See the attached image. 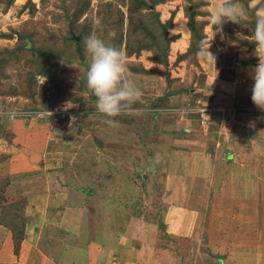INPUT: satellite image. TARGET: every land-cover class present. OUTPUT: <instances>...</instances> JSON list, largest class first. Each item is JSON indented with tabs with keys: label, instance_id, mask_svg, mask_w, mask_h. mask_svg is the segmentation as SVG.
Listing matches in <instances>:
<instances>
[{
	"label": "rangeland",
	"instance_id": "1",
	"mask_svg": "<svg viewBox=\"0 0 264 264\" xmlns=\"http://www.w3.org/2000/svg\"><path fill=\"white\" fill-rule=\"evenodd\" d=\"M83 1L89 5L75 20ZM232 2L240 13L219 28L211 23L213 0H165L154 8L162 21L179 10L168 35L179 34L181 47L194 9L198 48L211 45L216 57L203 59L198 50L178 63L181 47L168 49V82L143 70L163 69L152 55L160 58L164 47L138 53L125 46L150 39L130 33L129 0H0V264H18L35 234L45 238L44 247L38 243L44 257L64 263L264 264V110L243 85L253 83L258 63L255 11L264 0ZM139 9L140 23L163 46L155 16ZM93 33L123 51L125 79L142 94L133 105L140 110L111 118L115 127L87 87L84 38ZM45 63L50 79L38 74ZM232 75L226 85L238 83L235 94L212 83ZM190 89L193 101L173 97ZM211 105L250 108L212 118L192 109ZM49 108L57 113L31 112Z\"/></svg>",
	"mask_w": 264,
	"mask_h": 264
},
{
	"label": "clouds",
	"instance_id": "2",
	"mask_svg": "<svg viewBox=\"0 0 264 264\" xmlns=\"http://www.w3.org/2000/svg\"><path fill=\"white\" fill-rule=\"evenodd\" d=\"M239 13V6L232 0H213L211 23L219 28L226 22H235ZM255 17L253 39L256 42L254 54L258 63L251 70V100L264 110V7L255 11ZM84 46L90 57L87 87L96 98V111L109 118L105 121L108 125L118 126L119 122L111 118L135 111L133 105L140 100L141 91L125 79L126 58L123 51L105 44L94 33L84 38ZM210 47L201 48L197 55L215 62L216 57L209 50Z\"/></svg>",
	"mask_w": 264,
	"mask_h": 264
},
{
	"label": "trees",
	"instance_id": "3",
	"mask_svg": "<svg viewBox=\"0 0 264 264\" xmlns=\"http://www.w3.org/2000/svg\"><path fill=\"white\" fill-rule=\"evenodd\" d=\"M129 1H130V4H129L128 9H127L129 12L128 17H129V21H130L131 25L135 26V28L132 31H130V33L131 34L134 32L136 33L137 32L136 30H139L140 32H143V34H145V36H148L150 39L147 42H143V41L138 42L137 41V43L134 45L127 43V45L125 44L126 48L130 50L131 48H133V46H136V50L138 51V53H141V51L144 49H147V50L148 49L149 50L154 49L156 51L157 48L160 50V47H164V49L162 48V51L159 53L160 58H158V56H156V55H152L153 60H160L161 61V65H162L163 69H156L157 67H153V69H144L143 68V70H145L146 72H150V73H157L160 75H164L165 77H167L166 78L167 81L170 82L168 80V78L171 79L172 76L170 74L171 71L169 73V69L170 68L173 69V68L171 67V64H169L170 63L169 62V55L167 52H168V49L169 50L170 49L171 50L176 49V48L179 49L181 46H176V42L178 41L180 35L177 34V35L169 36L168 30H169V28L174 26V20L176 18V15H174V13L179 14V10L170 12L169 16L168 17L166 16V19L162 21L161 20V14L162 13L159 15V11H156L154 8L158 5L164 4L165 0H129ZM88 5H89L88 2H86V1H83L79 4L78 8L75 9V11H74V13H75L74 16L76 17L75 20L87 9ZM140 7L147 8L149 10V12L153 13V15L155 16L159 28H161V36L164 39L163 40L164 41L163 46H160L157 43L158 36H156V33H152L151 31H149V29L146 25H145L146 26L145 27L144 25H142L140 23V21H144V19H141V18H143V16L140 13L141 12L139 9ZM188 9L189 10H188L187 21L185 23V34L184 35H185V38L187 36L186 39H187L189 44L185 43V40H184V43H183L182 47L180 48V50H185V51L184 52L180 51V50L178 51V55H177L178 63H179V61L185 60L187 56L192 55L193 53L195 54L199 50L198 47L200 46V43H201L202 37H203V35L201 34L202 26L200 24H198V22L195 19L196 11L194 9L193 10H191L190 8H188ZM136 13L138 16L134 17V15ZM133 18L137 19L138 21L134 22ZM80 34L82 37V32ZM7 37L10 38L11 35H9ZM190 38H191V40H190ZM74 42L77 45V47L80 48V40L79 41L75 40ZM184 44L185 45L187 44V45L185 46ZM30 48H33V46ZM131 50H130V52H131ZM157 52H158V50H157ZM47 57H48L47 61H49L50 56L47 55ZM45 64L46 65L42 64L41 67L38 68V74L47 76L50 79V77H52L53 74L49 71L50 69L46 70V67H48V64L47 63H45ZM172 71H174V70H172ZM165 96H166V93H165ZM34 110H36V109H34ZM9 229H11V227H9ZM14 245H15L14 249L17 250L19 243L15 241Z\"/></svg>",
	"mask_w": 264,
	"mask_h": 264
},
{
	"label": "crops",
	"instance_id": "4",
	"mask_svg": "<svg viewBox=\"0 0 264 264\" xmlns=\"http://www.w3.org/2000/svg\"><path fill=\"white\" fill-rule=\"evenodd\" d=\"M235 70H236V67H235ZM240 70H242L243 71V69H240ZM235 74L237 75V71H235ZM240 75V74H239ZM239 75H237V76H239ZM250 76H251V74L249 75V78H250ZM208 77H209V75H208ZM207 77V78H208ZM235 76H231V77H228V78H222V79H220V78H217V80L215 79V77H214V80L216 81V82H212L213 83V85L214 86H220L221 88H223V86H228V88H231L230 90H231V93H237V90H236V88H237V86H236V84H238V83H235L234 82V84H227L226 85V83H228V82H233V78H234ZM252 84L253 83H249V84H244L243 83V85L245 86V90H248V87L250 88L251 86H252ZM243 92H244V89H243ZM243 92H238L239 94H243ZM188 93L189 94H187V95H185V94H183V92H178L177 94H174L173 95V97L175 96H177V95H179V99L181 100V98H185V100L186 101H182L181 100V102H183V104H186L187 102H189V101H193V96L190 94L191 93V89L188 91ZM247 93H250V91H247ZM182 94H183V96H182ZM193 97V98H192ZM226 97V96H225ZM186 98H188V99H186ZM243 98H244V100H245V97L243 96ZM178 99V100H179ZM245 102V101H244ZM154 105H156V104H154ZM158 106H162V105H158ZM133 108H135V109H137V108H140V107H136V106H133ZM250 108V107H249ZM137 110H140V109H137ZM136 114H137V116L138 115H149L147 112H135ZM163 114H165V113H163ZM163 114H160L159 115V118L163 115ZM166 114H168V113H166ZM248 115L249 116H251L249 113H248ZM158 116V115H157ZM164 116V115H163ZM173 117V119H175L174 117L175 116H172ZM156 118V117H155ZM158 118V119H159ZM247 119V118H246ZM251 119V118H250ZM197 123H198V121H196ZM200 123V122H199ZM174 124L176 125V128H179V122L175 119V121H174ZM194 127H198V126H196V124L194 125ZM178 130H181V129H178ZM185 131H187L188 129H184ZM180 133V132H179ZM179 133H175L176 135H178ZM181 134H182V132H181ZM35 138L38 140V142H39V146L40 145H42V142H43V140L44 139H40V141H39V139L35 136ZM30 139V138H29ZM32 140V139H31ZM37 144V143H36ZM43 146V145H42ZM172 154V153H171ZM170 154V156H172ZM226 158L227 159H231L232 158V153H230V152H228L227 154H226ZM171 162H172V164L174 165V164H177L178 163V159H176V160H174V162H173V160L171 159L170 160ZM169 167H170V165H168ZM190 169H192V168H190ZM192 172H195V169L192 171ZM249 192L250 191H247V193H243L242 195H240V196H237V201H236V205H239L240 204V201L241 200H243V197H245L246 195H249ZM253 190H251V198H253ZM250 198V199H251ZM39 236V237H38ZM26 238V237H25ZM40 239H43V238H41L40 237V235H33V237H32V242L31 243H28V241L26 240V242H27V244H28V246H30V249H31V251L29 252V251H27L26 253L24 252V251H22V256L21 257H19V261H18V264H59L58 262H60V264H78V263H75V262H69V263H64V262H61V261H59L58 260V262L56 261H53V260H51V259H49V258H46V257H44V252L43 251H40V247L38 246V243L39 242H41V247H44V240H45V238L41 241ZM46 241H47V239H46ZM43 243V244H42ZM120 244V241H119V243H118V245ZM119 247V246H118ZM119 248H121V247H119ZM119 248H117V251L119 250H122V248L121 249H119ZM43 249V248H42ZM98 251H100L99 249H98ZM71 252L73 253V251L71 250ZM120 252H122V251H120ZM119 252V253H120ZM87 253V252H86ZM49 254V253H48ZM91 254V253H90ZM1 258H3V256L1 257ZM92 258H93V253L91 254V256L90 257H88V261H89V259H90V262H88V263H92ZM3 259H7V260H9L10 259V255L9 254H5V257L3 258ZM3 261H5V260H2L1 262H3ZM36 262V263H35ZM100 264V263H99Z\"/></svg>",
	"mask_w": 264,
	"mask_h": 264
},
{
	"label": "built area",
	"instance_id": "5",
	"mask_svg": "<svg viewBox=\"0 0 264 264\" xmlns=\"http://www.w3.org/2000/svg\"><path fill=\"white\" fill-rule=\"evenodd\" d=\"M192 109H197L201 113H206V114L210 115L209 118H212L213 113L222 114L221 112L228 111V113L231 116H234L233 114L235 113V111H243V110L245 111L246 109H249V107H243V105H236V106H230L229 108H225V107L224 108H222V107L218 108L216 106L214 107L211 105V107H206V108H204V107L202 108V106L201 107L196 106L195 108H192ZM206 110H208V111L206 112ZM55 111L57 113V109L49 108L47 111L35 110V111H31V112H32V114L40 113V114H47V115L51 114V115H53L55 113ZM198 111H195V112L198 113ZM58 112L65 113V111L62 109H61V111L58 110Z\"/></svg>",
	"mask_w": 264,
	"mask_h": 264
},
{
	"label": "water",
	"instance_id": "6",
	"mask_svg": "<svg viewBox=\"0 0 264 264\" xmlns=\"http://www.w3.org/2000/svg\"><path fill=\"white\" fill-rule=\"evenodd\" d=\"M76 38V40L78 39V37H75Z\"/></svg>",
	"mask_w": 264,
	"mask_h": 264
}]
</instances>
